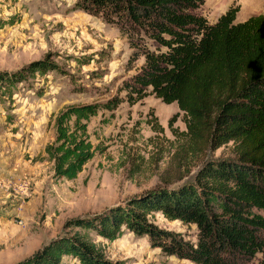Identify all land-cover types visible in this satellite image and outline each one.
Returning <instances> with one entry per match:
<instances>
[{
	"label": "trees",
	"instance_id": "1",
	"mask_svg": "<svg viewBox=\"0 0 264 264\" xmlns=\"http://www.w3.org/2000/svg\"><path fill=\"white\" fill-rule=\"evenodd\" d=\"M202 3L74 0V10L126 33L133 49L128 61L142 57L143 62L118 88L124 96L58 111L53 140L43 154L52 180L75 179L98 151L89 140V120L99 111L112 112L123 102L133 105L152 95L182 113L179 155L205 156L231 144L232 157L205 160L191 181L174 187L161 175V184L123 204L67 220L64 229L74 232L49 240L17 264H65L64 258L77 264H122L108 260L88 233L110 243L124 231L146 236L150 248L191 264H264V14L235 22L237 9L229 8L209 24L196 12ZM88 59L75 60L83 65ZM50 72L61 70L48 56L0 71V100ZM151 122L153 132H160ZM157 212L167 221L193 225L194 242L153 224Z\"/></svg>",
	"mask_w": 264,
	"mask_h": 264
},
{
	"label": "rangeland",
	"instance_id": "2",
	"mask_svg": "<svg viewBox=\"0 0 264 264\" xmlns=\"http://www.w3.org/2000/svg\"><path fill=\"white\" fill-rule=\"evenodd\" d=\"M73 5L74 0H0V24L5 22L0 25V71L45 56L61 70L37 78L30 86L18 85L10 99L0 100V264L25 260L49 240L74 232L64 229L67 220L123 204L161 184V175L174 187L191 181L205 160L232 157L231 144L205 156L179 155L182 113L174 103L165 105L147 95L133 105L123 102L112 112L99 111L91 118L89 140L98 151L75 179L52 180L43 149L53 140L57 112L69 105L124 96L118 88L143 62L142 57L128 61L133 49L126 33L74 10ZM229 8L237 9L234 21L241 22L264 14V0H203L196 12L213 24ZM143 42L154 49L146 38ZM80 58H89L88 63L77 64L75 59ZM152 119L160 132H153ZM133 167L137 169L132 173ZM151 221L195 240L193 225L167 221L158 212ZM88 235L103 246L111 261L191 264L150 248L146 236L124 231L109 243L91 232ZM63 262L77 264L69 258Z\"/></svg>",
	"mask_w": 264,
	"mask_h": 264
}]
</instances>
